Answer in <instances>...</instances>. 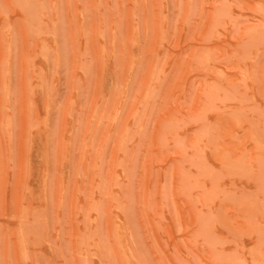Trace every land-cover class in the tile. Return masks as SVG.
<instances>
[{"label": "rangeland", "instance_id": "rangeland-1", "mask_svg": "<svg viewBox=\"0 0 264 264\" xmlns=\"http://www.w3.org/2000/svg\"><path fill=\"white\" fill-rule=\"evenodd\" d=\"M0 264H264V0H0Z\"/></svg>", "mask_w": 264, "mask_h": 264}]
</instances>
